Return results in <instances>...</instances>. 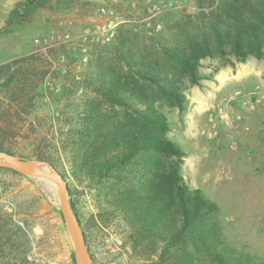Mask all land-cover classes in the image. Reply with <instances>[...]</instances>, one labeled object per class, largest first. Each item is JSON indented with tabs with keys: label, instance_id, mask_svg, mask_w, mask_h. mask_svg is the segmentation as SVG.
I'll return each mask as SVG.
<instances>
[{
	"label": "trees",
	"instance_id": "obj_1",
	"mask_svg": "<svg viewBox=\"0 0 264 264\" xmlns=\"http://www.w3.org/2000/svg\"><path fill=\"white\" fill-rule=\"evenodd\" d=\"M26 3L16 4L3 30ZM197 3L212 7L217 0ZM134 30L121 27L112 44L95 50L84 82L76 84L85 88L76 119L61 125L73 137L57 155L50 142L39 143L34 157L68 181L69 195L79 187L95 190L99 216L123 230L136 250L157 255L158 264H264L221 242L218 206L184 181L185 152L168 137L163 111L184 110L186 83H201L203 60L218 58L226 66L234 65L231 57L243 62L264 55V0H218L209 13L182 12L160 33ZM49 71L48 61L35 55L1 65L0 108L4 101L20 105L23 96L32 100Z\"/></svg>",
	"mask_w": 264,
	"mask_h": 264
},
{
	"label": "rangeland",
	"instance_id": "obj_2",
	"mask_svg": "<svg viewBox=\"0 0 264 264\" xmlns=\"http://www.w3.org/2000/svg\"><path fill=\"white\" fill-rule=\"evenodd\" d=\"M20 1H26L27 6L18 11L7 31L3 30L10 12ZM83 1L93 6L125 3L123 0H0V31H3L0 66L34 55V40L49 36L53 30L63 31L66 15L75 7L84 6L80 3ZM217 3L201 8L197 0L173 2V9L163 15L164 26L178 20L182 12L209 13ZM127 26L136 32L143 31L138 24ZM29 51L32 53L25 55ZM231 58L234 65L226 66L218 58L203 60L201 83L194 86L186 83L188 102L184 110L164 107L163 111L171 126L168 137L185 152L180 163L184 181L191 189H202L218 206L215 216L221 242L231 250L264 259V55L250 56L243 62ZM229 67L234 76L230 74V79L223 80L220 72ZM248 67L252 74L237 80ZM86 69H80L81 84ZM48 75L37 84L32 100V95L23 96L16 107H8L4 101L0 108V148L36 159L34 150L39 143L42 148L50 142V150L57 155L61 143L73 137L67 130L62 131L61 125L76 119V103L82 96L76 84L80 83L73 80V75L62 74L58 66L51 77L57 79L59 91L51 92L46 85ZM236 92H241L239 97L224 103L225 116L211 121L210 115L217 111L222 100ZM3 100L0 92V101ZM210 133H216V138H211ZM63 158L64 155L62 161ZM94 191L79 187L70 194V200L82 220L93 264H110L117 258L105 249L111 245L110 236L130 242L123 230L107 221L106 216H99ZM0 264H76L73 241L57 195L41 186L36 177L0 171ZM119 264H158V260L157 255L134 248V254Z\"/></svg>",
	"mask_w": 264,
	"mask_h": 264
},
{
	"label": "built area",
	"instance_id": "obj_3",
	"mask_svg": "<svg viewBox=\"0 0 264 264\" xmlns=\"http://www.w3.org/2000/svg\"><path fill=\"white\" fill-rule=\"evenodd\" d=\"M124 1L126 4L119 6L113 3L95 5L79 33L65 28L63 31L53 30L49 36L34 40V55L46 59L50 65L46 85L51 92L59 91L57 79L51 77L58 66L62 74L73 75V80L80 83L82 80L80 69L87 66L97 48L114 42L121 27L138 24L151 34L160 33L164 29L163 15L173 9V2L181 0ZM78 92L83 94L84 86L79 85ZM240 94L241 92H236L231 98L222 100L217 111L210 115V120L215 121L217 116H225L224 103L233 102ZM216 136V133H210L211 138ZM109 240L111 245L105 249L108 248L110 253L117 256L116 260L110 264H119L123 258L134 254L132 244L125 243L120 236H110Z\"/></svg>",
	"mask_w": 264,
	"mask_h": 264
},
{
	"label": "water",
	"instance_id": "obj_4",
	"mask_svg": "<svg viewBox=\"0 0 264 264\" xmlns=\"http://www.w3.org/2000/svg\"><path fill=\"white\" fill-rule=\"evenodd\" d=\"M0 168L12 170L24 176L36 177L41 186L56 193L73 241L76 264H93L81 220L70 200L68 181L46 161L12 155L1 150ZM53 185H56V188H53Z\"/></svg>",
	"mask_w": 264,
	"mask_h": 264
},
{
	"label": "crops",
	"instance_id": "obj_5",
	"mask_svg": "<svg viewBox=\"0 0 264 264\" xmlns=\"http://www.w3.org/2000/svg\"><path fill=\"white\" fill-rule=\"evenodd\" d=\"M83 3L84 6H78L75 7L74 9H72V12L68 15H66V20L64 23V25L66 26V28L72 30L74 33H79L83 27V24L85 23L88 15H90L93 11V5L91 2L89 1H83L80 2ZM32 53V51L27 52L25 55H30ZM14 59V58H13ZM221 78L224 80L230 79V74H232L231 76L233 77V69L232 68H228L227 71H221ZM252 72L250 70V68H245L243 70V73L241 74V76L237 79L240 80L241 78L243 79L244 76L247 77V75H251Z\"/></svg>",
	"mask_w": 264,
	"mask_h": 264
}]
</instances>
